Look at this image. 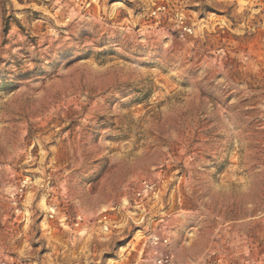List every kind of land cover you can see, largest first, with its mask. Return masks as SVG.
<instances>
[{
    "label": "rangeland",
    "instance_id": "rangeland-1",
    "mask_svg": "<svg viewBox=\"0 0 264 264\" xmlns=\"http://www.w3.org/2000/svg\"><path fill=\"white\" fill-rule=\"evenodd\" d=\"M0 264H264V0H0Z\"/></svg>",
    "mask_w": 264,
    "mask_h": 264
}]
</instances>
